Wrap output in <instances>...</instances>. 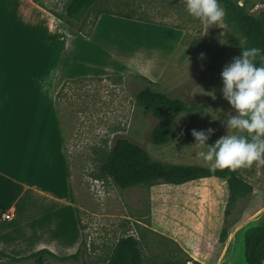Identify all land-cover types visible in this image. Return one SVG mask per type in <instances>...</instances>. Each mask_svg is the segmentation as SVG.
<instances>
[{
    "label": "rangeland",
    "instance_id": "1",
    "mask_svg": "<svg viewBox=\"0 0 264 264\" xmlns=\"http://www.w3.org/2000/svg\"><path fill=\"white\" fill-rule=\"evenodd\" d=\"M44 1L58 6L64 2ZM233 1L248 12L258 14L264 10V0ZM102 10L113 11L107 14L127 20L141 19L111 22L100 32H109V41L119 42L131 52L139 49L143 57L151 58L141 60L152 63L155 74L153 79L137 72L77 79L66 83L57 95L76 206L74 220L82 230L86 258L91 264L106 262L117 241L132 234L141 242L146 264L169 258L191 260L189 263L198 260L206 264H247L245 232L264 222V162L243 167L242 177L252 184L253 191L236 203L224 242L220 233L229 196L226 180L205 177L184 184L157 181L123 189L99 174L100 159L117 137L140 144L158 160L210 167V162L198 155L206 148L194 144L191 130L215 129L209 144L225 134L222 120L231 108L220 91V73L240 52L242 32L225 16L218 27L193 18L183 0H98L85 25L86 32ZM81 50L78 45V56ZM146 85L204 106L198 115L176 116V137L169 144L151 142L150 132L158 119L136 99ZM63 225L67 228L69 221L65 219ZM0 264L32 261L14 262L0 255ZM46 264H82V259H48Z\"/></svg>",
    "mask_w": 264,
    "mask_h": 264
},
{
    "label": "crops",
    "instance_id": "2",
    "mask_svg": "<svg viewBox=\"0 0 264 264\" xmlns=\"http://www.w3.org/2000/svg\"><path fill=\"white\" fill-rule=\"evenodd\" d=\"M51 5L0 0V251L14 257L43 248L66 256L82 242L57 104L64 84L127 72L152 79L155 74L152 63L141 60L151 58L100 32L111 22L141 19L102 10L89 32L73 34ZM5 211L11 219H1Z\"/></svg>",
    "mask_w": 264,
    "mask_h": 264
},
{
    "label": "trees",
    "instance_id": "3",
    "mask_svg": "<svg viewBox=\"0 0 264 264\" xmlns=\"http://www.w3.org/2000/svg\"><path fill=\"white\" fill-rule=\"evenodd\" d=\"M97 2L98 0H64L62 6L54 3L49 6V10L68 24L71 33L79 34L86 32L88 15ZM219 2L224 6L226 20L236 24L242 32L244 37L242 46L264 49V10L255 14L246 11L242 5L233 0H219ZM136 99L143 108L158 119L150 132L151 142L156 145L169 144L176 137L178 114L198 115L204 109L203 105L190 103L181 97H173L153 89L150 85L141 88ZM242 169L243 167L235 170L225 168L211 171L209 166L202 164L165 162L155 159L144 147L126 137H117L102 155L99 163L100 176L110 178L123 189L157 181L184 184L205 177L226 180L229 196L224 225L220 233V240L223 242L229 236L230 216L236 203L253 191L252 184L242 177ZM244 243L247 264H264V222L246 230ZM84 245L85 240L82 239L79 249L66 256H59L45 248L23 257H14L3 251H0V255L14 262L31 260L32 264H46L48 259L59 261L82 259V264H91L86 258ZM145 258L140 240L135 235L127 234L117 241L110 258L102 264H146ZM189 261L191 260L169 258L152 264H206L198 260H192L191 263Z\"/></svg>",
    "mask_w": 264,
    "mask_h": 264
},
{
    "label": "clouds",
    "instance_id": "4",
    "mask_svg": "<svg viewBox=\"0 0 264 264\" xmlns=\"http://www.w3.org/2000/svg\"><path fill=\"white\" fill-rule=\"evenodd\" d=\"M187 13L209 26L222 24L225 16L219 0H183ZM240 46V53L220 73L221 94L231 110L222 120L225 134L207 143L215 129H192L195 145L205 146L199 156L210 170H235L264 162V49ZM204 56L203 53L200 54Z\"/></svg>",
    "mask_w": 264,
    "mask_h": 264
},
{
    "label": "built area",
    "instance_id": "5",
    "mask_svg": "<svg viewBox=\"0 0 264 264\" xmlns=\"http://www.w3.org/2000/svg\"><path fill=\"white\" fill-rule=\"evenodd\" d=\"M12 217V212L11 211H5L1 213V219L3 220H9Z\"/></svg>",
    "mask_w": 264,
    "mask_h": 264
}]
</instances>
